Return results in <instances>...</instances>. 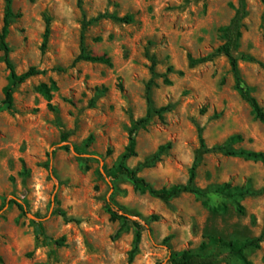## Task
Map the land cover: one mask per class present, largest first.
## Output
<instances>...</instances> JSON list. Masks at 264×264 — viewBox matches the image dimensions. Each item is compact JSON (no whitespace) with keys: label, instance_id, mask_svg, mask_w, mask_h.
<instances>
[{"label":"rangeland","instance_id":"374dc122","mask_svg":"<svg viewBox=\"0 0 264 264\" xmlns=\"http://www.w3.org/2000/svg\"><path fill=\"white\" fill-rule=\"evenodd\" d=\"M237 5L238 0L13 1L19 16L11 20L8 42L16 70L34 66L47 72L16 88L12 110L0 109V264H170V252L198 251L210 236L261 237L260 248L247 256L264 264V162L205 153L199 139L202 128L211 149L242 135L232 149L264 152V125L236 90L226 56L196 65L188 58L207 56L223 44L219 29ZM247 5L235 55L242 85L264 106V8L260 0ZM5 10L6 0H0V35ZM126 16L131 21L117 19ZM82 41L87 53L107 55L111 65L76 60ZM9 73L0 52V106ZM51 80L58 85L52 108L37 90ZM149 100L168 111L137 131V155L128 165L138 168L171 142L161 160L139 175L156 188L186 184L197 161L196 185L211 192L212 206L227 204V212H212L191 193L164 202L136 191L124 176H111L129 145L132 120L146 116ZM228 182L234 193L252 194L231 199L214 192ZM110 205L142 218L133 262L134 226L128 221L117 236L124 225L111 221ZM206 253H220L219 264H241L225 247L210 245Z\"/></svg>","mask_w":264,"mask_h":264},{"label":"trees","instance_id":"16d2710c","mask_svg":"<svg viewBox=\"0 0 264 264\" xmlns=\"http://www.w3.org/2000/svg\"><path fill=\"white\" fill-rule=\"evenodd\" d=\"M13 1L6 0V10L4 15V24L2 27V32L0 35V52H3V61L5 62L8 70L10 71L8 77V83L3 88L5 95V100L3 106H0V109L12 110L14 108V93L17 87L24 84L27 80L32 77L45 74L46 70H40L37 67H30L26 72L19 74L16 70V66L13 63L10 54L12 49L8 42V36L10 34L11 20L15 16H19L13 11ZM264 8V0H260ZM248 15V5L247 0H238V5L235 7V13L230 22L219 29V32L222 35L223 44L213 53L195 58L191 54H188V58L191 64H204L214 60L215 57L219 55H224L228 58L232 72L235 76V88L240 93L243 100H245L251 107V113L253 117L261 122L264 125V106L260 101L252 94L250 89L245 88L242 85V78L239 70V58L235 55V52L238 51L241 45V39L243 37V27L244 20ZM120 21L129 22L131 18L126 16L118 18ZM50 36V28L47 26L44 36V42L42 47L45 48L48 44ZM87 49L82 41V51L76 60H86L90 62L103 63L111 65L110 59L107 55H92L86 52ZM243 60L253 61V57L250 55H243ZM152 71L154 72L156 62L155 59H152ZM38 92L47 100L48 106L52 108V100L54 91L58 90V85L56 81L51 80V83H41L38 88ZM168 111L167 107H162L160 109H155L151 106V101L149 100V108L147 114L144 118L139 120H132V126L129 130V145L127 146L125 152L120 156L117 166L114 171L111 173V176L114 179H117L121 176L126 177L134 186V189L141 194H150L153 197L159 198L164 202H170L173 198L180 196L183 193H191L196 195L201 199L202 204L207 209L211 210L214 213L227 212V204H222L220 206H212L210 201V191L201 189L196 185L197 179V161L194 163L193 167L190 170V176L186 184H174L170 187L156 188L152 183L147 181L144 177L139 175V172L142 167H151L155 162L161 160V156L172 148V143L169 142L165 145L159 147L154 156L146 161L144 164L140 165L138 168H131L128 165V160L137 155V141L135 135L140 128H146L154 114L159 115L160 118H163V113ZM68 134L63 136V139L66 141L68 139ZM92 136L86 141L89 143L92 140ZM199 139L201 143V150L205 153L214 152V151H224L228 156H237L242 157L246 160L262 161L264 162V152L252 151L246 149L235 150L232 149L229 145L236 141H243L242 135L232 136L228 139L227 143L222 146H216L209 149L206 146L205 139L203 137V129L199 128ZM64 150H70V146L64 145L61 147ZM77 151L78 149L74 147ZM48 168L50 165H47ZM216 193L224 195L228 198L235 199L239 197L240 199L244 198L246 195L252 194L249 190H240L237 193L233 192V186L231 182L225 183L215 189ZM16 203L20 210L25 211V206L17 201H12ZM237 211L241 214L245 213V207L241 204L239 200H236ZM110 219L113 222L120 221L123 223V227L118 231L117 236H120L123 233V228L128 221H131L134 226V239H133V248L129 252V261L133 262L136 255L139 253L140 244L142 241V234L144 230V225L142 223V218L140 215L139 219H131V216L127 213H122L120 210H116L109 206ZM154 221L159 219L158 216H152ZM39 232L43 233V227L41 224H38ZM209 243L203 241L199 247L198 251L184 250L181 252H170L167 262L170 264H219L224 260L220 253H206L210 245L225 247L229 250L231 256L236 257L240 260L241 264H253L252 261L247 256V251L252 248H260V243L262 241L261 237L247 239V240H225L221 237L210 236ZM168 240V239H166Z\"/></svg>","mask_w":264,"mask_h":264}]
</instances>
